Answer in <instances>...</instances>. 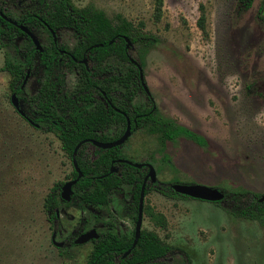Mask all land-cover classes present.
Listing matches in <instances>:
<instances>
[{
	"label": "rangeland",
	"instance_id": "obj_1",
	"mask_svg": "<svg viewBox=\"0 0 264 264\" xmlns=\"http://www.w3.org/2000/svg\"><path fill=\"white\" fill-rule=\"evenodd\" d=\"M70 1L103 11L113 23L120 14L132 22L134 35L147 37L129 39V56L141 63L153 107L206 139L199 145L179 136L162 144L146 122L119 147L122 159L150 163L155 170V181L145 184L141 229L154 231L170 245L163 263L183 264L186 256L190 264H264L259 218L236 213L233 200L168 196L159 190L165 188L161 183H202L264 193L263 0H251L247 8L243 0ZM4 6L15 17L22 7L19 0H4ZM33 32L40 43L49 42L45 30ZM57 39L68 47L75 42L66 29ZM25 44L21 35L0 39V264H86L93 242L74 243L79 233L95 228L98 234L133 236L132 186L121 183L104 205L64 203L60 187L72 179L71 157L56 131L44 122L29 123L10 100L12 78L3 65L11 61L26 73ZM112 61L126 70L127 63ZM43 78L42 67L33 66L16 93L19 108L30 118V97ZM65 82L72 89L76 75L68 72ZM144 101L140 92L131 104ZM142 167L145 174L147 167ZM58 182V215L50 221L45 199ZM53 231L62 245L52 242Z\"/></svg>",
	"mask_w": 264,
	"mask_h": 264
},
{
	"label": "trees",
	"instance_id": "obj_2",
	"mask_svg": "<svg viewBox=\"0 0 264 264\" xmlns=\"http://www.w3.org/2000/svg\"><path fill=\"white\" fill-rule=\"evenodd\" d=\"M19 1L22 7L17 17L12 14L11 9L4 6V0H0V12L18 23H23L32 31L44 29L50 35L39 22L43 20L56 34L66 29L75 38L72 47L59 41L55 47L48 43L42 44L43 50L39 51L35 49L27 34L0 15V39L11 41L14 36H23L26 44L22 55L26 68L31 70L33 66L40 65L44 71L41 94L34 93L30 97L33 113L38 107L41 111L40 115L34 116L35 119L41 117L48 127L56 131L63 150L70 157L74 146L85 140L76 153L82 175L73 185L71 199L64 203L78 207L104 205L111 191L121 183H127L132 186V201L137 209L144 176L143 167L136 168L119 161L123 158L119 150L122 144L99 148L86 139L106 142L118 138L125 129L126 117L130 120L131 131L149 122L147 128L150 132L159 133L162 144L179 136L199 145H204L206 139L176 120L160 114L153 107L152 97L142 88L138 67L131 61L130 47H126L124 39L125 36L131 41L147 38L142 34L132 33V22L117 14L116 22L113 23L103 11L91 6L76 7L70 0ZM250 3L251 0H243L245 8ZM203 19L201 13L198 19L201 28ZM59 50H67L71 56H65L59 53ZM83 56L88 59V68L81 61H77ZM113 59L122 64L127 63L126 70L116 67ZM3 69L7 70L12 78L11 91L19 93L21 78L25 75L23 69L11 61H5ZM68 72L76 75L77 82L72 89H68L65 82ZM51 84L55 88L50 87ZM52 90H55V94ZM140 92L145 94L144 104L132 106V100ZM107 100L117 105L119 111L116 112L111 107L106 109L102 101L106 104ZM50 116L55 117L54 122L48 120ZM87 145L94 149L87 151ZM111 166L117 167V171L110 172ZM76 176L77 172L73 168L72 178ZM60 185L61 182L54 184L52 192L45 199V209L50 221L57 219L54 191ZM160 185L165 186L164 189H159L165 195L189 197L176 193L168 183ZM147 189L148 185H145V193ZM222 191L223 199L234 201L236 213L249 219L259 218L264 223V202L258 201L260 193L246 189ZM157 217L159 219L162 216ZM133 237L134 235L126 239L114 232L99 234L92 240L93 245L86 264H164L163 259L170 251L169 244L162 242L152 230L141 229L134 246ZM128 248L130 251L124 255ZM183 264H190L186 256Z\"/></svg>",
	"mask_w": 264,
	"mask_h": 264
},
{
	"label": "water",
	"instance_id": "obj_3",
	"mask_svg": "<svg viewBox=\"0 0 264 264\" xmlns=\"http://www.w3.org/2000/svg\"><path fill=\"white\" fill-rule=\"evenodd\" d=\"M0 15L2 16V18H4L5 20H7L8 22L12 23L13 25L17 26L22 32H24L25 34H27V36L31 39L35 49L42 51V46L41 43L38 39V37L34 34V32L32 30H30L26 25H24L23 23H18L16 20L11 19L10 17H7L6 15H4L2 12H0ZM54 41L56 40V32L49 28ZM125 39V43H126V47H130L131 46V42L129 40L128 37H124ZM112 41V40H111ZM110 41V42H111ZM83 62H85L84 58L82 60ZM131 61L134 62L137 67H138V71H139V78H140V83L142 85V88L144 89V91L147 94L149 93L148 87L146 85V83L144 82V78L142 75V70L140 65L131 58ZM29 71L30 69L27 68L24 79L21 83V87L24 85L26 79L29 76ZM10 100L11 103L13 104V106L15 107V109L18 111L19 114L24 115V112L19 108V104H18V98L15 92H12L11 96H10ZM131 133V125H130V120L128 117H126V126L125 129L123 131V133L116 139L112 140V141H98L95 139H86L87 141L91 142L93 145L99 147V148H110L113 146H118L121 145L130 135ZM85 142V140H81L79 141L73 148L72 154H71V162L73 165L74 170L77 172V176L69 179L67 181H65L61 187H60V197L64 200V201H69L71 199V196L73 194V185L76 183V181L79 179V177L82 175L78 164H77V160H76V153H77V149L80 147V145ZM120 162H125L129 165H132L136 168H140L143 165H145L147 167V172L143 177V180L141 182L140 185V190H139V195H138V200H137V213H136V218H135V223H134V230H133V241H132V246L135 245L139 235H140V231H141V224H142V207H143V200H144V195H145V184H146V180H148L149 182H153L156 179V173L155 170L153 168V166L150 163H136L133 162L131 160L128 159H119ZM110 172H116L117 171V167H113L111 166ZM100 177V176H99ZM170 187L173 191H175L178 194H182V195H186L189 196L191 198H196V199H201V200H207V201H219L223 199L224 193L222 190H220L218 187L216 186H210V185H206V184H202V183H194V184H184V183H172L170 184ZM258 201L259 202H264V193H261L260 196L258 197ZM56 214H58V210L56 209ZM99 236L98 232L96 231L95 228H90L88 230H85L81 233H79L74 239L73 242L74 243H84L88 240L91 239H95ZM55 237V231L52 232L51 235V240L54 244H56L57 246L62 245V242H55L54 240ZM130 251V248H128L125 252L124 255H126L128 252Z\"/></svg>",
	"mask_w": 264,
	"mask_h": 264
},
{
	"label": "flooded vegetation",
	"instance_id": "obj_4",
	"mask_svg": "<svg viewBox=\"0 0 264 264\" xmlns=\"http://www.w3.org/2000/svg\"><path fill=\"white\" fill-rule=\"evenodd\" d=\"M19 4H20V1H19ZM4 19V18H3ZM39 22L41 23V24H43L44 25V27L49 31V34L50 35H48L47 34V37L49 38V42H48V44L50 45V46H57V44H58V39H57V34H56V40L54 41V39H53V36H52V34H51V32H50V30H49V26H47L46 25V23H45V21H43V20H39ZM44 30V29H43ZM75 39V38H74ZM47 44V43H46ZM74 45V44H73ZM41 46H42V43H41ZM42 50H43V47H42ZM59 53H61V54H63V55H65V56H71L70 55V52L69 51H67V50H59ZM74 60H75V58L74 57H72ZM83 58H84V60H85V62H83L82 60H83ZM77 61H81L85 66H86V68H88V59H87V57L86 56H83L81 59H78ZM25 76V75H24ZM23 76V77H24ZM21 83H22V80H21ZM21 83H20V85H19V88H20V90L22 89V87H21ZM43 86V81L38 85V88L36 89V92H35V94H41L40 93V90H41V87ZM50 87H52V88H55V86L54 85H50ZM52 91H54V94H55V90H52ZM13 92H15V91H13ZM16 93V92H15ZM102 103L104 104V106L106 107V109H108V107H111V108H113V110L114 111H116V112H118L119 111V108H118V106L117 105H115V104H111L110 103V101L109 100H107V105L104 103V101H102ZM24 112V111H23ZM41 114V111H40V109H39V107H38V109H36L35 110V113H34V116L36 115H40ZM21 115V114H20ZM21 116H23L29 123H31V124H33L34 126H39V122H44L43 120H42V118L41 117H39L37 120L35 119V117L34 118H30V117H28L26 114H25V112H24V115H21ZM48 120L49 121H51V122H54L55 121V117L54 116H50L49 118H48ZM89 142V141H88ZM94 148L92 147L91 148V151L93 150ZM146 172H147V170H146ZM146 172H145V174H146ZM144 174V175H145ZM144 177V176H143ZM136 213H137V209H136ZM55 214H56V208H55ZM58 214H56V216H57ZM136 218V217H135ZM91 240H93V239H91ZM73 241V240H72Z\"/></svg>",
	"mask_w": 264,
	"mask_h": 264
}]
</instances>
